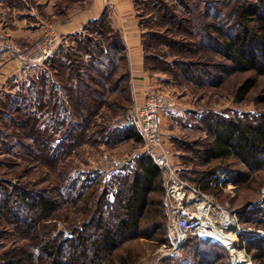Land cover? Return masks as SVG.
Listing matches in <instances>:
<instances>
[{"label": "trees", "instance_id": "obj_1", "mask_svg": "<svg viewBox=\"0 0 264 264\" xmlns=\"http://www.w3.org/2000/svg\"><path fill=\"white\" fill-rule=\"evenodd\" d=\"M141 5L145 7L142 9L145 13H138L137 10V16L144 30L142 34L144 62L150 74L151 71L156 72L155 74H166L171 81L178 83L185 81L197 86L200 84L220 86L225 73L253 72L256 76H264V0H215L212 3L210 0H141ZM213 9L216 10L214 15L211 13ZM146 16H149L158 28H164L165 31L144 28V22L141 20L145 21ZM189 31L192 41L188 40ZM163 32L177 34L180 39L168 37L166 40ZM73 35H83L77 40V48H72L79 51L80 72L77 68H73V65L65 66L60 61L68 57L67 59L72 62L75 53L70 52L71 55L65 57L57 52L55 57L50 59L51 70H55L54 75L61 76L57 79L59 84L56 86L62 87L67 92L65 102L73 110V115L79 119L70 122L69 130L67 133L64 132L61 140L56 137L60 129L56 124L53 125V132L47 125H43L44 129H41L36 122L40 119L32 117L37 112H30L29 115L26 113L23 118V121L25 119L23 131H26L27 135L29 132L28 136L33 139L40 154L54 151L51 146L65 147L64 151L70 153L80 142H84L83 136H86L91 121L89 116L93 113L80 114L78 111L89 103L103 102L100 97L103 91L97 86L100 88L104 85L102 88L109 89L114 84L113 87L117 89L121 88L123 81H131L126 44L121 33L112 26L108 10ZM149 39L156 44L149 43ZM157 44L166 49L159 50ZM174 46L196 54L197 52L213 53L223 62L202 60L203 57L200 56L199 61L181 59L171 52ZM154 62L164 67L156 68ZM60 67L63 73L59 72ZM119 67H126V72L115 78ZM66 68L70 73L66 72ZM209 68H212V71ZM213 72L217 74L214 75ZM63 74L68 75L63 76ZM256 85L255 78L244 80L237 88L236 100H245ZM31 89L27 92H33ZM40 93L44 94V91ZM36 94L34 98L39 102L33 101V103L39 108L40 105L44 108L47 105L44 103L45 100L43 97L40 98L39 92ZM83 94L87 95L89 102L84 100ZM12 95L11 90L3 91L0 104L6 101L5 97L10 99ZM52 98L54 99V95ZM259 100L264 102V96ZM13 106L10 104L4 112L9 113ZM56 114L57 111L55 116ZM55 116L51 121H57ZM212 119H214L213 123L206 128L211 141L202 145L201 151L194 148L192 150L196 151V155L203 163L209 164L213 160L228 161V159L240 163L244 170H227L232 182L238 185L239 189L264 184V113L255 120L233 115ZM59 123L65 131L66 125L63 122ZM104 132L101 131V134ZM117 135L120 141L143 139L133 123L124 129H118ZM52 141H55L56 145H51ZM217 169L219 168L201 174L195 173L200 175L201 181L210 177ZM125 170L127 172L113 175L114 180L119 182L115 199L109 203L114 212V221L105 222L102 212L97 211L96 215L100 213L98 217L94 216L80 225H72L70 235L41 238L37 253H41L46 258L47 264H105L106 259L112 258L115 251L126 242L141 238L161 243L168 241L167 221L162 204L164 186L160 167L147 151H142L132 159V163ZM79 186L68 182L64 189L68 190V194H72ZM202 188L215 194V191L222 194L218 187H211L206 182L202 184ZM59 190L60 188L53 187L39 191L36 187L22 184L13 186L0 184V212L13 217L19 224L28 225L27 222L33 218L34 210L52 212L60 206L61 198L56 195ZM82 192L84 194V188ZM107 194L108 190L105 189L99 196V201L104 202ZM244 213L248 214L247 218L242 216ZM240 215L243 222L264 229V219L259 209L251 211L246 208ZM241 238L254 262L264 264V239L247 234H243ZM188 242L198 243L199 246L206 243L200 242L197 238H192ZM211 246L215 248V252L197 253L198 260L192 264H230L226 249L217 245ZM134 260L124 255L120 257L119 263L131 264Z\"/></svg>", "mask_w": 264, "mask_h": 264}, {"label": "rangeland", "instance_id": "obj_2", "mask_svg": "<svg viewBox=\"0 0 264 264\" xmlns=\"http://www.w3.org/2000/svg\"><path fill=\"white\" fill-rule=\"evenodd\" d=\"M210 1L212 3L215 0ZM133 2L138 13H145L142 10L145 7L141 5V0H133ZM211 13L214 15L216 10L213 9ZM146 17L145 21L141 20L144 22V28L165 31L164 28H158L149 16ZM163 33L166 40L168 37L180 39L177 34ZM73 34L62 40L51 59L55 57L57 52L60 56H70V52L75 53L72 62L68 60V57V59L60 61L65 66L70 65L71 67L73 65L72 67L79 71L78 66L79 61H81L79 51L72 48L77 46L78 38H82L83 35ZM188 40L192 41L190 31L188 32ZM148 41L149 43L153 42L151 39ZM156 47L163 51L166 49L163 46H158V44ZM171 52L181 59L199 61L198 57L200 56L203 57L202 60L223 62L216 54L206 52H197L196 54L195 52H188L186 49L183 50L179 46H174ZM51 59L44 65L22 69L21 76L11 79L7 85L6 91L11 90L13 95L10 99L5 97L6 101H2L0 104V184H6V186L22 184L27 187H36L39 191L58 187L60 190L56 192V195L61 198L60 206L52 212L34 210L32 212L33 218L27 222L28 225L19 224L13 217L0 212V263L47 264L46 258L41 253H37L41 238L70 235L72 225L87 222L94 216L98 217L101 212L105 222H113L114 212L109 203L115 199L119 182L114 180V176H107L104 169H99V165H103L104 168L114 167L115 174L124 173L127 172L125 169L132 163V159L142 151L148 152L143 139L120 141L118 135L116 136L118 129H124L132 123L137 128V132L139 130L130 113L136 99L132 92V83L131 81H123L121 88L117 89L113 87L114 84L109 89L107 87L102 88L104 85L100 88L97 86L99 90L103 91V95L100 96L103 102L99 104L89 103L88 106H84L82 110L78 111L80 114L93 113L89 116L91 121L86 136H83L84 142H80L70 153L64 151L65 147L53 148L51 146L54 151L40 154L33 139L29 138V132L27 135L26 131H23L25 125L23 118L28 113L37 112L32 117L40 119L36 122L41 129H44L43 125H47L53 132V125L56 124L60 128L56 137L61 140L64 132H68L70 122L79 119L73 115V110L65 102L67 92L62 87L56 86L59 84L57 79L61 76H55V70H51ZM153 65L160 69L164 67L158 62H154ZM211 69L209 68L210 71H212ZM59 72L63 73L61 67ZM66 72L70 73L68 68H66ZM125 72L126 67H119L114 77L116 78ZM155 73L151 71L157 86L155 89H167L178 96V106L165 115L164 130L168 142L172 145L175 160L192 168V173L188 175V178L198 184L200 183V175L196 173L199 172L201 174L213 168L244 170V167L234 159H228V161L213 160L209 164L203 163L201 158L196 155V151L192 149L201 151L202 145L211 141V136L207 134L206 128L213 123L214 119L212 118L233 115L247 120H255L259 118L261 113H264V102L259 100L264 96V76H256L253 72L225 73L220 86H201V84L197 86L190 85L185 81L182 83L171 81L168 75ZM213 74L216 75L217 73L213 72ZM67 75L63 74V76ZM248 78H255L257 85L248 93L245 100L237 101V88ZM103 82L106 83L107 80H103ZM30 89L33 92H27ZM40 91H44V94ZM37 92L47 104L44 108L42 105L39 108L33 103V101L39 102L34 98ZM28 93L31 97L28 96ZM52 95H54V99ZM83 97L86 102H89L87 95L83 94ZM8 104L14 106L9 113H6L4 111L9 106ZM95 105L97 106L95 107ZM27 109L28 111H26ZM53 116L57 121H51ZM59 122L66 125L65 131ZM103 130L105 132L101 134ZM113 133L114 136H112ZM93 134L95 136L92 137ZM55 141L50 144H54ZM68 182L80 186L76 187L72 194H68V190L64 189ZM262 187L264 184L241 187L238 189L236 197L231 199L232 207L241 211L246 209L253 200L260 197ZM83 188L84 194H82ZM105 189L108 190L107 197L104 202H100L99 196ZM215 192L220 199H229V195L224 191L222 194H218V191ZM258 209L253 208L251 211ZM259 210L261 211V209ZM97 211L100 213L96 215ZM242 216L247 218L248 214L244 213ZM163 244L142 238L126 242L115 251L112 258L106 259L105 264H121L119 259L124 255L130 259H135L131 264H142L144 261L157 258ZM197 244L188 242L178 253L164 258L162 264H192L198 260L197 253L216 251L209 244L203 243L200 246Z\"/></svg>", "mask_w": 264, "mask_h": 264}, {"label": "built area", "instance_id": "obj_3", "mask_svg": "<svg viewBox=\"0 0 264 264\" xmlns=\"http://www.w3.org/2000/svg\"><path fill=\"white\" fill-rule=\"evenodd\" d=\"M62 40L49 28L26 44L3 39L0 49L15 58L21 69L33 68L44 65ZM177 106L178 96L174 92L154 88L146 90L143 99L136 97L130 110L148 153L161 169L164 186L162 204L168 232V242L163 244L157 258L142 264H162L164 258L178 253L192 238L226 249L230 264H256L241 236L247 234L264 239V229L243 222L241 210L232 207L231 199L236 197L239 187L232 182L229 172L224 168L217 169L210 177L195 184L188 178L192 168L175 160L172 145L166 138L164 123L167 112ZM99 169H104L107 176L115 174L114 167L99 165ZM205 182L224 191L229 199L222 200L219 195L203 190L202 184ZM247 208L261 209L264 219V187L260 190V197Z\"/></svg>", "mask_w": 264, "mask_h": 264}, {"label": "crops", "instance_id": "obj_4", "mask_svg": "<svg viewBox=\"0 0 264 264\" xmlns=\"http://www.w3.org/2000/svg\"><path fill=\"white\" fill-rule=\"evenodd\" d=\"M105 10L111 16L112 26L124 38L132 92L141 100L146 90L157 86L145 68L144 30L133 0H0V41L30 42L49 28L64 39L82 30ZM21 74L18 61L0 49V97L9 81Z\"/></svg>", "mask_w": 264, "mask_h": 264}]
</instances>
